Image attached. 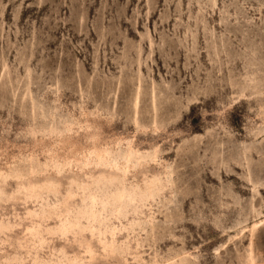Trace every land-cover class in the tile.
<instances>
[{
    "label": "rangeland",
    "instance_id": "obj_1",
    "mask_svg": "<svg viewBox=\"0 0 264 264\" xmlns=\"http://www.w3.org/2000/svg\"><path fill=\"white\" fill-rule=\"evenodd\" d=\"M0 264H264V0H0Z\"/></svg>",
    "mask_w": 264,
    "mask_h": 264
},
{
    "label": "bare ground",
    "instance_id": "obj_2",
    "mask_svg": "<svg viewBox=\"0 0 264 264\" xmlns=\"http://www.w3.org/2000/svg\"><path fill=\"white\" fill-rule=\"evenodd\" d=\"M125 197V194L123 192L117 194V198L122 200Z\"/></svg>",
    "mask_w": 264,
    "mask_h": 264
}]
</instances>
